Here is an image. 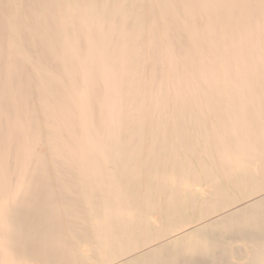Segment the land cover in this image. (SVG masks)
<instances>
[{"label":"bare ground","instance_id":"bare-ground-1","mask_svg":"<svg viewBox=\"0 0 264 264\" xmlns=\"http://www.w3.org/2000/svg\"><path fill=\"white\" fill-rule=\"evenodd\" d=\"M0 264H264V0H0Z\"/></svg>","mask_w":264,"mask_h":264}]
</instances>
